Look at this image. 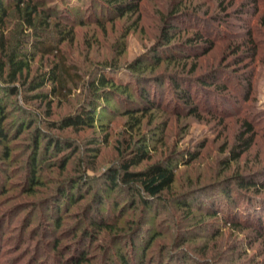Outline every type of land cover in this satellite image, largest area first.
Masks as SVG:
<instances>
[{
	"label": "rangeland",
	"instance_id": "374dc122",
	"mask_svg": "<svg viewBox=\"0 0 264 264\" xmlns=\"http://www.w3.org/2000/svg\"><path fill=\"white\" fill-rule=\"evenodd\" d=\"M81 1L47 0L54 8H71L69 19L74 24L67 40H60L56 28L41 31L47 43L57 45L62 53L52 57L33 52L28 67L13 83L19 93L11 96L0 88L5 123L11 127L7 147L0 146V264H68L73 252L87 255L84 264H120L119 254L130 257L131 264L137 260L142 264H264V185L239 191L231 184L237 177L264 184V0H142L137 14L111 20L87 15L88 4L75 17V6L82 7ZM7 7L6 28L15 46L21 39L20 15L13 4ZM171 12L183 16L175 23L180 30L173 43L204 29L213 18L220 19L210 29L213 48L150 67L163 19ZM59 22L62 28L58 29L66 25L68 29L65 19ZM24 47L33 51L28 44ZM56 58H64L71 74L77 73L70 92L53 95L48 83L38 90L46 97L25 101L34 92H27L23 82L49 70ZM138 59L145 61L140 70L147 78L181 72L196 78L217 71V85L206 94H215L217 104L207 100L196 115H189L182 105L173 104L167 80L162 87L164 101L143 116L124 115L122 106L111 99L112 110L98 109L93 128H50V122L78 109L89 94L90 82L98 77L133 83L126 68ZM201 95L198 99H208ZM22 121L25 127L20 131L17 126ZM244 123L252 127L254 141L231 161L230 151L245 132ZM36 128L44 135L39 149L48 134L72 147L62 153L51 149L42 157L38 152L33 172ZM140 146L146 147L148 159L133 167L135 171L177 157L185 161L189 152L197 156L175 167V180L163 194L165 209H130L129 201L120 197V210L114 212L106 194L103 205L97 206L103 174ZM4 151L9 152L8 158ZM80 176L83 181L77 183ZM60 190L69 191L66 201L59 200ZM181 195L193 203L189 210L176 206L175 199ZM212 206L218 214H227L226 220L208 214ZM97 215L108 227L92 228ZM132 237L135 251L128 241Z\"/></svg>",
	"mask_w": 264,
	"mask_h": 264
},
{
	"label": "trees",
	"instance_id": "16d2710c",
	"mask_svg": "<svg viewBox=\"0 0 264 264\" xmlns=\"http://www.w3.org/2000/svg\"><path fill=\"white\" fill-rule=\"evenodd\" d=\"M68 1L69 0H64L66 4ZM141 1L142 0H83L81 1L83 4L82 7L81 5H74L76 11L73 15L79 17L82 10H84V5L88 4L87 7H85L87 15L95 14L96 16H100L102 20H111L114 17L137 14ZM7 4H13L16 13L20 15L19 19L21 25L19 27V35L21 39L15 46H11L12 44L9 40L8 30L6 28L7 19L9 17ZM174 13L175 12L169 13L163 19V28L160 31L159 39L151 51L152 55L150 60L152 63L149 64L150 67L157 66L164 61L184 60L192 56L194 57L197 54H206L213 48L214 42L211 39L213 31L210 29H215L213 24L220 23V19L217 20V17L216 19L213 18L211 23L204 25V29L195 30L193 34L187 36L183 41H176V43H173V39L176 38V34L179 33L180 30V25L175 23L183 17ZM69 16H71V8H54V6L48 4L47 0H0V88H4L11 96H16L19 93V89L14 87L13 83L22 76L23 71L28 67V63L33 59V52L35 54H41V56L48 55L52 57H57L62 53L57 45L47 43L41 31H48L50 28H56L60 40H67V34L73 31V25L71 24H74V21H70ZM187 16L189 15H186V17ZM62 19H65L67 24H69L68 29L67 25L63 27L65 29H58L62 28L59 22ZM193 19L194 18H191V21H194ZM79 23L81 22L79 21ZM40 24H42L43 27L40 26ZM52 25L54 27H52ZM66 29L67 31L62 32ZM26 44L32 48V52L25 49L24 45ZM144 62L143 59H138L129 64L126 68L128 73H130V80H132L133 83L105 76H100L97 80L91 81L88 86L89 94L79 105L78 109L74 113L64 116L59 121L50 122V128L55 130H65L67 128L81 130L85 127L93 128L94 123L98 120V109L103 112L112 110L109 106V101L111 99H115L118 106H122L121 108L123 109L124 115L131 118L139 113L143 116L149 110L157 108L162 104L164 101L162 87L167 80L169 81V88H171L173 93V104L182 105V107L187 109L189 115H196L199 112V107H201L200 104H203L207 100V102L211 103L213 100L216 102L217 99L215 94L212 97H208L206 94L211 93V87L217 85V71L196 78L189 77L182 72L171 73L167 75V77L155 76L154 78H147L143 74V71L140 70L142 66H144ZM66 64L64 58H56L49 70L36 75L30 79V81L23 82L22 85L26 86L27 92H34L30 95H26L27 97L24 98L25 101L46 97V95H43L38 90L47 86L48 83L52 84L51 94L53 95L61 96L64 92H70L71 89L69 85L71 79L73 76H76L77 73L73 71L74 73L72 75L70 67ZM192 71H194V69H192ZM223 89H225V87H223ZM201 93L204 94L201 96H205L208 99H198ZM215 104H217V102ZM207 111H209V109H207ZM5 120V111L0 102V146L4 148L7 147L6 142L9 140V133L11 131L10 125L5 123ZM243 126L245 132H241L238 135L237 143L230 151L229 159L231 161L237 160L242 154L249 150L254 141L252 127L246 123H244ZM24 127V121L17 126L20 131H22ZM42 136H44L43 131L40 128H36L33 134V155H31L33 172L37 171L36 156L38 152L40 157H42L48 156L51 149H54L57 153H62L64 150L72 147L69 144L60 142V138L48 134L45 135L46 140L43 147L39 149V140H41ZM77 152L78 149L73 150L74 154ZM4 154L5 158L9 157L8 151H4ZM123 156L119 166L115 168L111 167L103 174L102 178L104 180L99 191L100 197L96 199V205L102 206V197L106 194L112 201L114 212L120 210V201H118L120 197H125L129 201L130 209H141L143 212H153L157 210L158 207L165 209V207H167V202L163 194L169 191L175 180V167L187 163L188 160L195 159L197 155L189 152L185 155V161H183L184 159L182 158L178 159V157L172 158L169 159V161L153 163L137 171L132 170V168L148 159L146 147L140 146L132 150L128 157ZM30 177L33 181L34 175L31 174ZM232 180L231 184H236L239 191L245 187L247 189H255L259 188V185H264L263 183L258 184L246 181L242 177H237ZM80 181H83V177L81 176L78 177L77 183H80ZM224 192L226 193V197L229 198V193L227 191ZM181 196L183 197V195ZM181 196L175 199L176 206L182 210H189L193 203L186 202V199L184 197V199L181 198ZM59 197V200L66 201L69 198V191L60 190ZM213 208L212 206L210 209L211 213L208 210V214H213L214 216L220 215L222 218L224 217V219L227 217V214H218V211H216L217 209ZM91 225H93L92 228L104 229L108 227L107 222L100 219L99 215H97L96 220L91 221ZM140 227L139 225L138 228ZM139 232L140 231H138V233ZM85 234H87V232ZM128 241L131 248L134 249V238H129ZM130 259V257L128 258L123 254L118 255L120 264H131ZM86 261V254L73 252L71 262L68 264H84ZM142 262L141 260H137V264H142ZM60 264L67 263L61 261Z\"/></svg>",
	"mask_w": 264,
	"mask_h": 264
}]
</instances>
